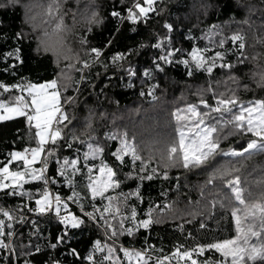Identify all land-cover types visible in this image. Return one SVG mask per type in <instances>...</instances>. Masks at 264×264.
<instances>
[{"label":"snow or ice","instance_id":"snow-or-ice-1","mask_svg":"<svg viewBox=\"0 0 264 264\" xmlns=\"http://www.w3.org/2000/svg\"><path fill=\"white\" fill-rule=\"evenodd\" d=\"M22 4L24 0H6L0 7H18ZM236 6L244 12L242 19L237 20L233 16L230 21L209 24L202 33L203 39L218 36V41L212 40L213 47L218 43L219 48L223 50L212 52L207 46L201 48L192 43L191 50L185 55L184 47L177 46L179 41H174L169 35L177 31V26L168 19H164L161 25L165 30L163 34L158 31L149 33L150 40L155 42L148 46L159 51L151 54L149 66L143 68L144 78L155 80L160 74L167 72L165 66L174 64L184 65L188 77H193L201 70L207 74L203 84L188 85L189 89H194L191 94L197 97L196 101L186 102L183 107L172 111L171 115L177 122L175 137L159 154L157 166L154 167L152 161L156 151L148 148L147 154H143L142 142H136V134L133 132L130 137L126 126L120 127L116 124V112L99 110L103 108L101 101L119 106V101L107 92L108 84L111 83L110 77L108 83L96 92L93 104L83 101L84 107L81 111H85L86 115L81 117L76 112L87 86L90 85L93 91L99 87L95 78L85 70L93 65H99L106 72L115 68L116 72L112 74L126 75L128 83L123 86L132 88L135 86L134 79H141V74L134 67L131 58L139 54V49H146L145 43L128 47L125 51L114 52L107 57L110 61L108 63L102 60L101 56L104 48L113 44V39L109 38L101 48L91 46L87 35H83L78 42L86 58H81L72 48L66 47L64 37V33L72 30L71 26L65 23L69 13H72L73 22L76 21L77 12L74 8L67 7L65 0H48L44 4L25 5L30 13L34 7L43 9L41 23L45 25V30L38 37L40 44L37 50L53 52L58 65L61 59L68 60L69 63L60 68L55 78L43 82L0 81V90L4 93H9L10 90L27 93V96L15 95L9 96L7 100L0 99V121L25 117L30 129L29 140L35 141L34 146L28 145L23 150L9 151V159L0 166V192L5 197L21 198L16 205H0V217H3L0 218V264H64L62 259L55 257L51 252L42 262L34 258L35 254L42 253V248L33 244L31 238L43 239L42 230L36 221L24 214L25 211L39 214L48 223L53 220L58 222L61 226L58 233L44 247L55 250L63 246L64 252L61 256H81L77 247L70 246L74 239L76 243L80 242L76 239L77 231L83 236L86 230L102 229L104 237L110 242L99 238L90 239L91 247L83 257L89 264H248L258 258L264 260V201H249L245 198L247 189L241 186L239 175L233 174L238 172L235 165L215 164L221 157L248 159L257 154L264 155V97L254 96L245 101L241 100L238 94L240 90H264V0H259L258 4L252 3L251 0L248 3L236 0ZM192 7L206 14L209 8L215 7L219 10L220 5L211 3V0H198ZM87 8L90 6H86ZM164 11L163 7H159L158 0H115L110 16L120 24L130 22L137 26L131 29L135 32L141 25L147 27L153 17ZM257 12L260 13L257 17L259 26L256 19H253ZM27 19L34 22L36 16L33 14ZM84 19L88 24V32H91L92 25L100 26L104 21L94 9L90 10V14ZM229 22L246 25L252 33V42L246 41L247 33L241 29L232 31L230 37L226 38L223 25ZM157 23H160L159 19ZM47 25H51V32L47 30ZM118 33L119 29H116L111 36L114 38ZM2 35L3 33H0V36ZM26 36L25 32L17 31L12 39L23 41ZM184 36L189 41L197 39L191 29ZM226 39L231 41L228 47H225ZM258 47L260 50H257ZM249 48L252 49L251 53L246 50ZM229 54L233 59H227ZM10 58L13 63H6L2 71L14 75L16 62L22 63L19 46L3 54L4 61ZM217 67L221 70V77L213 80L214 69ZM144 82L146 81H142ZM222 84L226 85L223 91L219 90ZM250 85L254 88L250 89ZM157 87L158 84L149 83L147 93L141 89L139 95L144 97L147 94L152 101H157L159 98L154 91ZM208 93H211V96L205 98ZM138 110L130 109L129 115ZM103 121L109 122L111 131L105 129ZM33 127L34 133H31ZM101 131L102 136L99 134ZM230 136H240L244 142L236 147H222L221 141ZM109 142H112L114 147H109ZM64 149H68L69 153H73V149L75 151L71 156L62 155ZM89 157L92 161L98 158H101V161L97 165L90 161ZM53 158L56 161L55 174L48 176L49 161ZM81 159L83 164L78 166ZM14 161L18 164L22 162V166L10 168L9 165ZM37 161L40 162V167H33ZM161 166L164 169L162 172ZM173 167L187 171H207L211 168V171L207 172L205 184L215 187V181L219 180L223 188L230 190V196L219 200L213 196L206 205L209 208L207 216L214 218L217 205L225 210V214L230 211L236 234L231 238L196 243L190 247L181 244L174 246L168 254L155 256L153 253L157 252L156 246L147 245V236L144 237L146 246L141 248L118 243L119 237L138 235L140 229L148 230L152 225L162 223L163 214L173 212L171 202L165 201L164 205L160 206L150 201L144 218H138L136 206L128 204L129 197L143 202L140 192L142 182L161 176L167 180L168 169ZM125 168L128 170L124 171ZM77 174L83 177L79 181L83 195L81 191H77L78 181L73 179ZM61 177L63 185L69 188V194L62 197L56 193L53 197L49 185H55ZM133 178L139 181L136 188L128 192L122 191L124 181ZM26 181L42 182V188H36V192L42 194L34 195L32 191L24 189ZM257 183L264 184V172ZM222 190L217 188L218 192ZM203 194L202 188L201 195ZM161 195L166 196L167 192H162ZM97 197L100 198L99 201ZM33 200L34 206L30 204ZM69 202L79 209V213L70 208ZM199 203L197 201V204ZM197 214L205 215L195 211L187 213L193 217ZM26 222L32 223L33 226L27 237V245L22 242L25 239L22 233L17 237L16 227ZM177 227L183 230V224ZM199 227L203 229L206 225L201 222ZM188 236L192 237V233L189 232ZM253 237L258 240L250 243ZM17 239H20L21 243L17 244ZM206 250L219 253L222 259H214L213 256L197 259V256H203ZM159 251L163 252V249ZM119 253H123V256ZM96 254H99V257Z\"/></svg>","mask_w":264,"mask_h":264},{"label":"trees","instance_id":"trees-1","mask_svg":"<svg viewBox=\"0 0 264 264\" xmlns=\"http://www.w3.org/2000/svg\"><path fill=\"white\" fill-rule=\"evenodd\" d=\"M24 0V4L13 7L9 5L8 7H0V33H3L0 36V81L8 83H17V82H42L48 79L55 78L57 73L60 71V68H63L65 64L69 63L68 60L61 59L59 65L57 63V57L51 51H38L37 48L40 44L38 37L41 35V32L45 30V25L41 23L43 20V9L39 7H34L31 13H35L36 19L39 20L38 23L32 24L31 28L27 29V15L28 7L25 5L33 4H44L48 0ZM6 0H0V4H4ZM115 0H65L67 7H72L76 10V21L75 23L72 20V13L65 18V23L71 26L72 30L64 33L66 39V47L72 48L73 52H77L81 58H86L85 53L81 50V45L79 44L80 36L87 35L89 44L95 47L103 48L105 42L109 39H113V44L108 48H104L101 59L105 62L110 63L107 60V57L111 56L116 51H125L128 47H133L143 42L146 45V49H139L138 55H133L131 62L134 67H136L140 74L141 79H134V87L128 88L124 87L128 83L126 75L123 73L112 74L116 72L115 68H110L107 72L104 68L99 65H93L90 69L85 71L89 75L95 78V83L99 87L92 90V87L89 85L85 89L82 95V102L76 108V112L83 117L86 115L85 111H81L84 107L83 101H86L88 104H93L96 100V92L100 91V87L108 83L109 77L111 78V83L108 84V95L112 96L115 100L119 101V106L116 104L109 105L107 101H101L103 108L99 110H107L109 113L116 112L117 120L116 124L120 127L126 126L129 136L131 137L132 133L136 134V138H139V131L144 129L146 136L144 137L148 143L152 142L153 138H164L165 136L170 139L175 137V128L176 120L172 117V111L178 107L176 105H183L184 103H194L197 97H194L191 92L194 89H189V84H203L207 78V74L203 73L201 70L194 74L193 77H188L185 72L184 65H167V72L160 74L155 80H147L144 78L143 68L149 66V61L151 59V54L158 52L157 49H152L148 45L154 43V40H150V32H160L164 33L165 30L162 29L161 25L164 19H168L170 22H173L177 26V31L175 33L169 34L172 36L174 41H179L177 46L182 45L185 49V55L188 51L191 50V44L195 43L198 47L207 46L210 51L214 52L216 50H223L219 48L217 43L216 47H213L212 40L218 41L219 37H211L210 39H203L202 33L209 24L221 23L223 21H230L231 17H235L237 20L242 19L244 12L237 8L236 0H211V3L220 5L219 10L215 7L209 8L205 14L202 10L197 11L193 9L192 5L198 0H158L159 7H163L165 11L159 13L158 16L153 17L151 23L145 27L143 25L137 28V31L133 32L131 29L137 27L132 25L130 22H125L120 24L115 18L110 16L113 4ZM249 0H244V3H248ZM252 3L258 4L259 0H251ZM91 4V8L98 12L99 16L104 18L103 23L100 26L92 25L91 32H88V24L86 20H83V17L88 14L89 11H86V6ZM89 10V8H87ZM91 9V10H92ZM30 13V14H31ZM260 13L257 12L253 19H256L257 26H259V17ZM157 19L160 20V23H157ZM231 22L223 25L225 37H230L231 32L241 29L246 35V41L248 43L252 42V33L246 25H239ZM35 25V27H34ZM26 29L28 31H26ZM116 29H119L118 35L114 38L111 36V33L115 32ZM191 29L192 34L197 38L195 41H189L185 39L184 34ZM47 30L51 32V25H47ZM17 31H23L27 34L26 38L23 41H16L12 39V36ZM79 34V35H78ZM55 37L53 36V40ZM231 45L230 39H226L225 47ZM19 46L21 48V62H16V66L13 69L14 75L12 73H5L2 71L5 64L13 63V60L10 58L8 61H4L3 54L5 52L11 51L13 48ZM251 53L252 49H246ZM257 50H260L259 47ZM71 55V54H70ZM94 55V54H93ZM227 59L231 60L233 57L229 54ZM74 62V61H73ZM239 71V69H237ZM226 72V70H225ZM99 75L97 76V74ZM76 75L75 73L73 74ZM221 77V70L219 67L214 69L213 80ZM23 78V81H21ZM142 81H146L142 83ZM149 83H156L158 87L154 90L155 95L159 98L157 101H152L151 97L147 94L144 97L139 95L141 89L147 93V85ZM116 85V87H113ZM215 86V85H214ZM226 85H221L219 90L223 91ZM254 86L250 85V89ZM183 92V98L182 97ZM18 91L10 90L9 93H4L3 90H0V99L7 100L9 96H14L18 94ZM239 96L241 100H250L254 96L255 98L264 97V90L255 89L253 92L249 90L247 92L240 90ZM211 93H208L205 98H209ZM212 103H215L212 101ZM118 108V110H117ZM139 109L138 111L132 112L129 115L130 109ZM167 120V123H166ZM169 121V123H168ZM105 129L111 131V125L108 121L102 122ZM140 128H136V127ZM100 127V124L97 125ZM31 133H34V127L31 129ZM102 136V131L99 133ZM30 129L29 124L25 117H13L7 121H0V166L6 159H9L7 156L8 152L11 150H23L25 146L31 145L34 146L35 141L29 140ZM167 140V139H166ZM164 145L163 149H160V144L154 142L156 147V156L152 161V165L157 166L156 161L159 159V154L162 153L167 144ZM244 142V139L240 136H230L226 140L221 141V146L227 148L228 145L236 147ZM147 143V145H148ZM146 145V146H147ZM109 147H114L112 142H109ZM144 149L143 154H147ZM69 153L68 149H64L62 155L71 156L74 154ZM84 149H81L83 152ZM159 151V152H158ZM106 158V157H102ZM89 160L92 161V158L89 157ZM227 160L229 164L235 165L238 169V172L233 173L234 175H239L241 186L246 187L244 193L245 198L250 200L257 198L264 201V184L257 183L262 172H264V155L257 154L251 158H232V157H221L215 164H223ZM101 158L95 159L94 163L97 165L100 163ZM111 163V160H109ZM83 160L81 159L80 165L82 166ZM37 167H40V162H35ZM238 165V166H237ZM17 166H22V162H13L9 165L10 168L15 169ZM56 161L55 158L49 161V169L47 171L48 176H54L55 174ZM128 169L125 168L124 171ZM164 169L161 166V172ZM95 171V170H94ZM169 179L164 180L162 176L160 178H154L151 181H144L141 183L140 192L143 197V202L136 200L135 197H129L128 204H134L137 208L138 218H144V212L149 206V202L158 203L160 206H163L165 201L173 203V212L163 214L162 223L154 224L148 230L140 229L138 235L133 237H127L126 235L119 237L118 243H123L125 246H134L136 248H141L146 246L144 244V237H148L147 245H155L157 252H154L153 255H163L170 253L174 246L184 245L185 247L193 246L196 243H208L213 242L217 239H227L235 235V226L231 220L230 211L225 214V210L219 208V205L216 206L214 212V218H209L207 212L209 208L206 206L211 201L210 197L212 194H220L221 191H217L219 186H215L213 190H210L213 186L206 185L205 181L207 178V172L211 171V168L207 171H187L183 168H170ZM74 180L78 181L77 191H81L79 187V181L83 179L81 174L73 177ZM63 178H59L55 185L50 184L49 188L51 194L55 196L56 193H59L62 197H65L69 194V188L64 186L62 183ZM139 181L129 179L124 181L122 186V191L128 192L136 188V184ZM220 185V181H215V185ZM222 186V185H220ZM24 189L30 190L34 195H40L42 193H37L36 188H42V182L39 181H26L23 185ZM223 187V186H222ZM203 188V196L201 195V189ZM223 190L230 192V190L223 188ZM167 192V195H161L162 192ZM206 192L211 193L207 195ZM251 193V195H249ZM81 195L83 192L81 191ZM230 196V195H229ZM224 197V196H222ZM221 197V198H222ZM97 201L100 200L99 197L96 198ZM20 197H5L2 192H0V205L4 206H13L20 202ZM197 201L200 203L197 204ZM70 203V202H69ZM34 206V200L30 202ZM198 208L197 213H205L201 216L197 214L195 217L187 215L181 211L183 208ZM70 208L79 213V209L70 203ZM90 210V209H89ZM178 213H175V212ZM182 212V213H181ZM181 213V214H180ZM26 216H29L31 220L38 223L39 228L42 230L43 239H38L37 237H32V243L39 245L42 248V253L35 254V259L38 262L48 258V253L51 252L55 257L63 260L64 264H89L88 261L84 260L83 257L87 255L89 248L91 247L90 239L95 240L97 238L101 239L104 242L107 241L104 237L103 230H86L85 235H81L79 231L76 232V239L80 242L76 243V240L70 242V246L77 247L81 252L79 258H73L72 256H61V253L64 252V247L61 246L58 249L52 250L45 248L44 245L49 241L53 240L55 235L58 233L59 228L61 227L58 222L53 220L51 223L46 222L44 218H41L39 214L36 213H27L24 212ZM184 215V216H183ZM3 218V217H0ZM18 219V217H17ZM187 221V222H185ZM203 222L206 227L201 229L199 224ZM183 224V230L177 227V225ZM18 228L17 237L22 233L25 239L22 241L27 245L28 234L33 230L32 223L26 222L22 225H16ZM192 233V237L188 236V233ZM258 238H254L256 242ZM16 243H21L20 239L16 240ZM163 249V252L159 250ZM99 257V254H96ZM122 257V253H119ZM195 255V254H194ZM207 256H213L214 259H222L219 253L214 251L206 250L203 256H197V259H204ZM124 264H127L124 262ZM248 264H264V260L257 259L255 261H250Z\"/></svg>","mask_w":264,"mask_h":264},{"label":"rangeland","instance_id":"rangeland-1","mask_svg":"<svg viewBox=\"0 0 264 264\" xmlns=\"http://www.w3.org/2000/svg\"><path fill=\"white\" fill-rule=\"evenodd\" d=\"M36 1V0H35ZM34 1V2H35ZM253 1V0H252ZM88 6H90V8H89V10L88 9H85L86 11H89L88 12V14H90V10L92 9L91 8V4H89ZM35 14V13H34ZM87 14V15H88ZM26 15H27V17L28 16H30V15H33V13H31L30 14V12L28 11L27 13H26ZM87 15H85L84 17H86ZM84 17H83V20H85L84 19ZM27 22H28V26H27V29L29 30L30 28H31V26H33L32 24H36V23H38L39 22V20H37V19H35V21L34 22H29L28 21V19H27ZM230 25H232V22L230 23ZM26 29V31H28ZM43 82V81H42ZM38 83V82H37ZM16 95H24V96H27V93H18V94H16ZM15 96V95H14ZM176 106H178V107H183V105H176ZM202 107V106H201ZM177 108V107H176ZM166 123H167V120H166ZM168 123H169V121H168ZM136 128H140L139 126L138 127H136ZM139 138H136V142H142L141 143V145H142V148H144L146 145H147V140H145L144 139V137L146 136V132H145V130L144 129H141L140 131H139ZM167 139V140H166ZM154 142H156V144L158 145V144H160V149H163V147H164V145H166V143H167V141H169V137L168 136H165L164 138H162V137H160V138H153L152 139ZM172 140V138L170 139V141ZM150 142V143H148V147L147 148H145V151H146V153H147V150H148V148H151V149H153V150H156L155 148L156 147H158V146H154V142ZM159 152V151H158ZM38 162V161H37ZM223 164H229L228 163V161L227 160H225L224 161V163ZM231 164H232V162H231ZM238 166V165H237ZM33 167H37V165H35V163L33 164ZM215 186H219V188H222L223 189V187L222 186H220V185H218V184H216ZM214 189V186L210 189V190H213ZM206 194L207 195H209L210 193L209 192H206ZM230 195V192H227V191H225V190H222L221 191V193L220 194H212L211 195V197H210V199L212 200V198H213V196H215V198L217 199V200H219V199H221V197L222 196H229ZM54 197V196H53ZM253 200H256V201H262V200H259V199H257V198H253V199H250L249 201H253ZM181 211H183L184 213H189V212H192V211H195V212H198V208L196 207V208H183ZM175 213H178L177 211L175 212ZM182 213V212H181ZM180 213V214H181ZM184 216V215H183ZM254 238L256 239V237H253L252 238V240L254 241ZM250 243H252V241H250ZM122 256H123V253H122ZM127 263V262H126Z\"/></svg>","mask_w":264,"mask_h":264}]
</instances>
